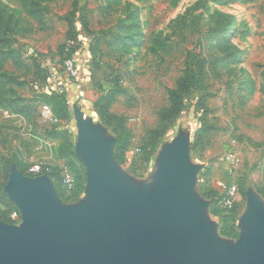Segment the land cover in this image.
I'll return each mask as SVG.
<instances>
[{"label":"rangeland","instance_id":"rangeland-1","mask_svg":"<svg viewBox=\"0 0 264 264\" xmlns=\"http://www.w3.org/2000/svg\"><path fill=\"white\" fill-rule=\"evenodd\" d=\"M69 23L79 50L69 59L79 78L61 76L59 93L70 118L53 124L41 119V96L52 86L47 74L58 68ZM188 71L195 83L149 162L140 153L126 154L118 164L117 135L95 115L97 101L112 96L108 110L125 118L133 152L159 125L158 113L170 104L168 91ZM76 114L112 143L120 178L141 194L155 190L162 156L172 157L182 143L196 169L189 195L203 205L196 216L211 223L212 239L234 243L245 230L249 196L264 208V0H0V158L10 163L9 174L46 177L21 173L33 164L56 170L65 165L74 174L68 160L81 163L86 174ZM64 137L74 158L61 156ZM230 150L236 157L231 174L221 162ZM222 182L237 191V216L223 229L212 205ZM53 192L73 214L85 207L98 211L85 192L77 199L64 191L61 199L55 186ZM232 230L237 239L226 237Z\"/></svg>","mask_w":264,"mask_h":264},{"label":"water","instance_id":"water-1","mask_svg":"<svg viewBox=\"0 0 264 264\" xmlns=\"http://www.w3.org/2000/svg\"><path fill=\"white\" fill-rule=\"evenodd\" d=\"M77 119L85 193L98 211L73 214L57 202L47 176L11 171L4 191L21 221L0 222V264H264V208L256 197L248 198L244 232L220 244L196 216L203 205L189 195L196 169L182 143L162 156L155 190L141 194L120 178L112 143Z\"/></svg>","mask_w":264,"mask_h":264},{"label":"trees","instance_id":"trees-1","mask_svg":"<svg viewBox=\"0 0 264 264\" xmlns=\"http://www.w3.org/2000/svg\"><path fill=\"white\" fill-rule=\"evenodd\" d=\"M69 25V33L68 35L69 40L67 41H73L75 43L74 47H67L66 43L62 48H60V55L61 60L58 65V68H56L57 74H62L61 70V64L65 59L71 58L73 54L78 49V45L76 44V39L74 36V33H72V24ZM66 41V42H67ZM201 72L199 71L198 75H200ZM48 77L49 74H47ZM195 83L194 80V74L192 72L186 73V75L179 81L177 87L173 90L168 91L169 95V107L165 110H161L159 114V125L151 130L148 135V140L145 145H141L139 147L140 153L145 154L143 156V163H148L151 157L154 154V149L157 145V143L160 141L162 136L164 135L166 126L169 122L173 121L180 113L181 107H182V99L183 97L190 91L189 86ZM62 88L60 89V91ZM60 91L54 92L49 90L47 94H43L41 96V104H45L49 106L52 115L59 121H65L69 120L70 118V112H69V106L66 97L59 93ZM112 102V96H105L100 98L94 107V112L97 118L106 126V127H112L117 135V144L114 148V159L118 164H122L125 161L126 153L128 152L129 145H128V139L129 136L127 134V130L125 128V118L121 116H115L111 114L108 110L109 105ZM70 138L64 137V143L63 147L64 150L61 153L62 157H65L67 155H71L73 158L75 157L74 154L71 153V145H70ZM149 149V151H148ZM140 155V154H139ZM66 164H68L74 172L75 176V187L72 191L69 193V198L71 199H77L81 198L83 193L85 192V186H86V176L84 172V166L79 163L78 166L74 163L73 160L64 161ZM28 168V167H27ZM26 169H21V173L27 176ZM9 170H10V163L6 162L5 159L0 158V222L6 223V224H15V222L10 218L11 213L13 211H18L14 203L8 198V196L4 192V188L7 185L8 179H9ZM47 177H49L53 183L54 186L57 189L59 197L62 199V191L61 189V181L59 178L58 170L51 167V171L46 174ZM62 190V191H61ZM65 192V191H64ZM214 197L212 199V205L215 209H217L218 212H220L221 217V229H223V226L226 221L233 220L237 216V204L234 207V210L229 215L222 214L221 210H218L216 206V200L219 196L218 192L212 194ZM226 237L230 239H237L238 235L233 232V230L230 233L226 234Z\"/></svg>","mask_w":264,"mask_h":264},{"label":"built area","instance_id":"built-area-1","mask_svg":"<svg viewBox=\"0 0 264 264\" xmlns=\"http://www.w3.org/2000/svg\"><path fill=\"white\" fill-rule=\"evenodd\" d=\"M67 47H74L75 43L73 41H67L66 42ZM79 51V50H78ZM76 51L75 53H77ZM61 70L62 74H57L56 71L50 70V79L53 81L52 86L49 88V90L57 92L60 91V81L62 82L63 76L64 79L66 78L69 81L78 80L79 78V72L77 63L73 59H65L61 64ZM62 76V77H61ZM71 81V82H72ZM56 83V84H55ZM40 115L41 119L44 122H49L53 124H59V120H57L53 115L49 108V106L45 104H41L40 106ZM126 154H129L132 157L138 156L140 154V149L137 148L133 152H127ZM235 155L233 154V151L230 150L226 154L223 155L221 162H223L228 169L229 174L232 173L235 167ZM51 165L49 164H33L28 166L26 173L27 176H38V175H46L51 171ZM58 174L61 181V187L62 189L68 193L72 191L75 187V176L71 172V170L65 166L61 165L60 168H58ZM219 196L216 200V206L219 210H221L222 214L229 215L233 210L237 203V191L234 186V184L229 182H222L220 184L219 189L217 190ZM11 219L16 222L20 218V213L17 211H13L10 215Z\"/></svg>","mask_w":264,"mask_h":264},{"label":"crops","instance_id":"crops-1","mask_svg":"<svg viewBox=\"0 0 264 264\" xmlns=\"http://www.w3.org/2000/svg\"><path fill=\"white\" fill-rule=\"evenodd\" d=\"M49 178V177H48ZM50 179V178H49ZM50 181L52 182V184H53V186H54V183H53V181L50 179ZM211 224V223H210ZM13 225H16V224H13Z\"/></svg>","mask_w":264,"mask_h":264}]
</instances>
